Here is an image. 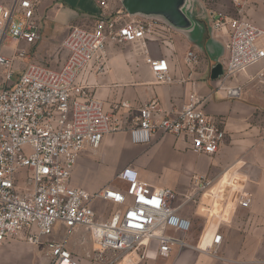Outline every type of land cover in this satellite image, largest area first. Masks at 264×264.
Here are the masks:
<instances>
[{
  "label": "built area",
  "instance_id": "1",
  "mask_svg": "<svg viewBox=\"0 0 264 264\" xmlns=\"http://www.w3.org/2000/svg\"><path fill=\"white\" fill-rule=\"evenodd\" d=\"M230 1L235 6L232 11L205 10L212 29L227 34V55L216 91L238 99L244 85L228 82L252 66L262 65L257 77L264 85V28L244 13L240 0ZM39 4L40 0L0 2V67L6 70L0 85V244L21 233L27 242L42 244L44 237L63 229L61 239L47 242L46 260L33 264H81L82 259L70 247L69 237L76 229L91 236L95 264H120L126 258V264H135L133 253L141 259L150 258L156 249L157 254L169 257L193 247L187 239L193 224L185 212L211 184L207 176H194V192L183 196L144 180L133 165L117 173L115 178L121 185L109 184L90 192L71 183L79 156L98 149L106 134L125 128L113 113L133 109L123 100L113 105V112L107 111L83 78V72L90 68L107 72L105 53L112 43L141 45L156 83H192L185 103L177 109H165L158 98L137 107L128 129L133 143L145 144L156 135L171 134L183 138L191 151L209 155L223 145L225 126L207 113L208 97L197 91L191 73L176 77L167 57L150 52L151 41L171 48L173 29L156 19L126 20V12L101 15L91 28L70 29L62 45L68 54L61 67L29 63L13 80L15 61L25 58L27 52L17 46L8 57L1 47L9 38L17 44H34L41 39L36 14ZM100 5L107 7V0H100ZM198 62L196 51L189 50L185 57L189 69ZM97 200L116 208L99 214ZM251 201L248 193L239 197L242 207ZM221 243L222 234L216 232L209 246L197 247L217 255Z\"/></svg>",
  "mask_w": 264,
  "mask_h": 264
},
{
  "label": "crops",
  "instance_id": "2",
  "mask_svg": "<svg viewBox=\"0 0 264 264\" xmlns=\"http://www.w3.org/2000/svg\"><path fill=\"white\" fill-rule=\"evenodd\" d=\"M247 1L252 4L251 14L264 28V22L257 13V1ZM220 5L224 10L235 9L230 0H222ZM194 6L192 17L197 25L193 32L188 34L173 30L171 48L153 41L148 45L153 56H165L169 59L176 77H188L191 73V78L196 80L197 91L208 97L205 104L207 113L212 119L222 121L225 126L227 134L221 148L212 155L198 154L190 150L189 144L183 138L179 139L171 134L156 135L151 142L145 144L133 143L128 129L137 107L152 98H158L165 109H177L185 103L192 83H156L141 45L112 43L105 53L107 72L98 73L96 69L90 68L83 72V78L91 86L95 97L103 101L107 111L113 112V105L123 100L129 101L133 109H122L113 113L125 128L106 134L98 149L84 151L79 156L73 168L71 183L95 192L109 185L110 180L125 166L133 165L144 180L155 186L169 187L183 196L194 192V176L205 175L211 179V184L196 202L188 205L185 212L193 224L187 236L193 247H185L169 257L159 255L156 249H152L150 258L141 259L138 256L135 264H262L264 111L259 103L264 105V85L257 77L262 65H254L247 73H242L228 82L229 85H244L240 98H228L221 91H216L219 77H215L213 70L219 63L224 70L227 34L212 29L208 10H205V7L215 9L210 2L196 0ZM117 13H123V7L116 0H107V7H102L100 0H40L36 14L41 24V39L34 44L21 41L14 45L17 47L22 43V49H32L40 58L62 46L73 26L91 28L101 15L110 17ZM189 50H195L199 58L198 64L192 70L185 63ZM67 54L65 50L60 58L61 66L66 61ZM60 59L55 56L48 66L61 67H56ZM34 62L44 64L30 61L24 67ZM163 153L178 158L180 156L179 177L173 180L151 177L149 173L152 170L145 165V158ZM100 167L109 170V181L101 184L102 186L92 187L89 180L83 178L80 170L91 171ZM244 193L252 197L248 207L239 205V197ZM105 205L113 206L108 203ZM97 212L102 213L100 210ZM100 217L104 218L105 214ZM216 232L222 234L217 255L197 247L198 244L209 246ZM8 242L6 243L11 245ZM24 258V264L40 261L34 260L31 250Z\"/></svg>",
  "mask_w": 264,
  "mask_h": 264
},
{
  "label": "rangeland",
  "instance_id": "3",
  "mask_svg": "<svg viewBox=\"0 0 264 264\" xmlns=\"http://www.w3.org/2000/svg\"><path fill=\"white\" fill-rule=\"evenodd\" d=\"M12 0H0L1 3L8 4ZM117 2H120L119 0H116ZM209 1L212 6L215 9H220L222 10L224 7H222L221 2L222 0H207ZM243 0L240 1L241 5L243 7L244 13L252 19L254 22H257L258 25H261L259 23V20L255 18L250 12L252 4L250 1ZM257 1V13L258 15L262 18L264 22V0H256ZM124 14H126L125 10L123 9ZM124 18L126 20L129 19H138L142 18V16H130V15H125ZM160 43L159 41H153ZM15 41L11 38L3 44L1 47V52L8 57H10L14 51L15 48ZM124 44V43H123ZM134 44V43H133ZM23 47L22 43L19 44V47ZM20 47V48H21ZM26 52L29 54V56L25 58H18L15 61L14 64V74L12 79L16 80L18 75L22 73V69L25 65V63L30 62V61H38L41 63H44V65H51L50 60L53 59L55 56H58L60 59L62 57V54L65 52V49L60 46L57 50L51 53H47L42 57H37L36 54L33 53L32 49H26ZM54 64V63H53ZM62 60L60 59L59 62H57V66H61ZM53 66V65H52ZM55 67V66H54ZM114 71V70H113ZM6 74V70L4 67H0V85H3V80L1 77ZM259 107L264 111V105L259 103ZM145 165L147 166L148 169L152 170L150 171L151 177H157L160 180L162 179H168L170 178L171 180L175 179L177 176L179 177L180 175V156L175 157L171 154H161L158 156H150L145 158ZM83 171V172H82ZM80 172L83 175V178L85 180H89V183H91L92 187H98L102 186L101 184H104V182L109 181V170L108 169H95V170H87L85 171L80 170ZM110 185L113 184H118L121 185L120 182L116 178H112L110 180ZM104 188V187H103ZM111 205V204H110ZM96 209L100 210V212H105L106 214L112 210L115 209L116 206H108L105 205V202L97 200L95 203ZM65 231L63 229H60L59 232L56 235L50 236V237H44L43 243L42 244H31L27 242V240L23 237L24 234L21 233L18 237L13 238L8 242L11 245H8L7 243H3L0 245V264H24V257L28 254V252L31 250L34 255V260H42L43 258H47V249H48V241L53 240L54 238L61 237L63 236ZM63 238V237H62ZM70 247L74 250V252L80 256L82 259L81 263L82 264H95L94 261V256H95V250H94V243L91 238V236L85 232L81 231L79 229L74 230L70 237ZM12 243L14 245H12ZM177 253V252H176ZM208 253V252H207ZM134 257L138 258L136 253H133ZM173 255V254H172ZM125 262V263H124ZM127 263V258L121 262L120 264H126ZM264 264V262L262 263Z\"/></svg>",
  "mask_w": 264,
  "mask_h": 264
},
{
  "label": "water",
  "instance_id": "4",
  "mask_svg": "<svg viewBox=\"0 0 264 264\" xmlns=\"http://www.w3.org/2000/svg\"><path fill=\"white\" fill-rule=\"evenodd\" d=\"M196 0H121L123 9L130 16H142L166 23L173 30L191 33L196 28L192 17ZM213 74L220 77L223 73L219 63Z\"/></svg>",
  "mask_w": 264,
  "mask_h": 264
},
{
  "label": "bare ground",
  "instance_id": "5",
  "mask_svg": "<svg viewBox=\"0 0 264 264\" xmlns=\"http://www.w3.org/2000/svg\"><path fill=\"white\" fill-rule=\"evenodd\" d=\"M125 263V262H124Z\"/></svg>",
  "mask_w": 264,
  "mask_h": 264
}]
</instances>
